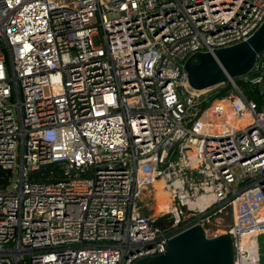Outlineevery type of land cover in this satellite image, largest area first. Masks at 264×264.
Segmentation results:
<instances>
[{
	"label": "built area",
	"instance_id": "obj_1",
	"mask_svg": "<svg viewBox=\"0 0 264 264\" xmlns=\"http://www.w3.org/2000/svg\"><path fill=\"white\" fill-rule=\"evenodd\" d=\"M263 20L264 0H0V264H132L195 225L264 261V109L183 69ZM238 78L264 92V52ZM157 181L166 210H138Z\"/></svg>",
	"mask_w": 264,
	"mask_h": 264
},
{
	"label": "water",
	"instance_id": "obj_2",
	"mask_svg": "<svg viewBox=\"0 0 264 264\" xmlns=\"http://www.w3.org/2000/svg\"><path fill=\"white\" fill-rule=\"evenodd\" d=\"M264 52V20L246 39L235 44L195 52L183 64L193 90L217 87L249 73ZM234 250L228 234L206 238L200 225L168 239L165 251L139 258L132 264H233Z\"/></svg>",
	"mask_w": 264,
	"mask_h": 264
},
{
	"label": "trees",
	"instance_id": "obj_3",
	"mask_svg": "<svg viewBox=\"0 0 264 264\" xmlns=\"http://www.w3.org/2000/svg\"><path fill=\"white\" fill-rule=\"evenodd\" d=\"M235 82L241 88L246 99H252L257 103L258 109H264V92H261L260 86L257 84L242 83L239 78H235ZM230 88L229 83L217 87L212 92V97H220L228 92ZM11 175L9 170L0 169V182L5 185L7 178ZM33 178L45 182L60 180V168L57 165H46L39 171L33 174ZM160 222V221H159ZM158 222V223H159Z\"/></svg>",
	"mask_w": 264,
	"mask_h": 264
},
{
	"label": "rangeland",
	"instance_id": "obj_4",
	"mask_svg": "<svg viewBox=\"0 0 264 264\" xmlns=\"http://www.w3.org/2000/svg\"><path fill=\"white\" fill-rule=\"evenodd\" d=\"M248 120L247 117H244L242 119V123L246 122ZM149 192L147 190H143L140 192V195L137 199L136 206L137 209L142 212L150 213L152 212L151 207H154L155 212V204H156V190L152 194H148ZM142 199V201H140ZM146 204V205H143ZM259 242L264 245V238H260ZM259 264H264V261L260 262Z\"/></svg>",
	"mask_w": 264,
	"mask_h": 264
},
{
	"label": "bare ground",
	"instance_id": "obj_5",
	"mask_svg": "<svg viewBox=\"0 0 264 264\" xmlns=\"http://www.w3.org/2000/svg\"><path fill=\"white\" fill-rule=\"evenodd\" d=\"M154 186L156 190V212L165 211L168 204V196L167 193L163 190V183L162 181H157L155 182Z\"/></svg>",
	"mask_w": 264,
	"mask_h": 264
}]
</instances>
